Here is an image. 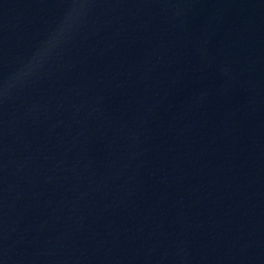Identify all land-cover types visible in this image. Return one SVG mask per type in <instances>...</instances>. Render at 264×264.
<instances>
[{
	"label": "clouds",
	"instance_id": "1",
	"mask_svg": "<svg viewBox=\"0 0 264 264\" xmlns=\"http://www.w3.org/2000/svg\"><path fill=\"white\" fill-rule=\"evenodd\" d=\"M87 0H69L70 7L57 25L37 46L36 50L3 80H0V102L10 98L33 78L45 70L46 65L59 54L62 46L71 38L84 13ZM72 22L69 23V19Z\"/></svg>",
	"mask_w": 264,
	"mask_h": 264
}]
</instances>
